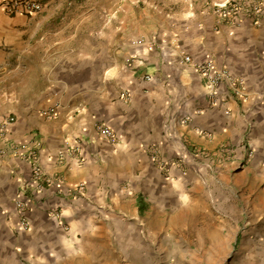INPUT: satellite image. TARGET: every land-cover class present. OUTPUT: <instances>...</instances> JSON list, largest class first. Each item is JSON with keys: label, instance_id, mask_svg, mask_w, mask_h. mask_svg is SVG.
Wrapping results in <instances>:
<instances>
[{"label": "crops", "instance_id": "0c3cea01", "mask_svg": "<svg viewBox=\"0 0 264 264\" xmlns=\"http://www.w3.org/2000/svg\"><path fill=\"white\" fill-rule=\"evenodd\" d=\"M6 1L41 8L0 2V264H82L92 242L195 225L223 189L264 203V0ZM208 58L229 73L215 95Z\"/></svg>", "mask_w": 264, "mask_h": 264}, {"label": "rangeland", "instance_id": "374dc122", "mask_svg": "<svg viewBox=\"0 0 264 264\" xmlns=\"http://www.w3.org/2000/svg\"><path fill=\"white\" fill-rule=\"evenodd\" d=\"M10 80L0 78V109L14 106ZM216 194L213 204H195V225L166 220L127 239L92 242L82 264H264V203L235 190Z\"/></svg>", "mask_w": 264, "mask_h": 264}, {"label": "built area", "instance_id": "2783aa9c", "mask_svg": "<svg viewBox=\"0 0 264 264\" xmlns=\"http://www.w3.org/2000/svg\"><path fill=\"white\" fill-rule=\"evenodd\" d=\"M6 9L11 14H31L38 11L41 8V4L37 1H14L8 2L6 0H0ZM247 5L254 10H258V6L251 3H241L238 1H228L223 3H217L215 5V10L222 17H228L231 14H235L243 6ZM145 40H138V43L141 45ZM185 62L192 63V58L190 56L185 57ZM195 69L206 79L208 87L211 89L213 95L218 91V85L223 81L224 78L229 76V73L225 69H218L215 61L212 58H208L203 63H194ZM147 80H151L150 76L146 77ZM15 116H9L4 118L0 122V139L6 135L12 125L15 123ZM100 133L104 138L109 140L112 144L116 145L118 142L117 136L112 129L106 126L100 127ZM32 156V155H31ZM34 158V157H32ZM44 176L43 168L40 166L38 161L36 162L33 159V176L32 179L37 182L41 180Z\"/></svg>", "mask_w": 264, "mask_h": 264}]
</instances>
